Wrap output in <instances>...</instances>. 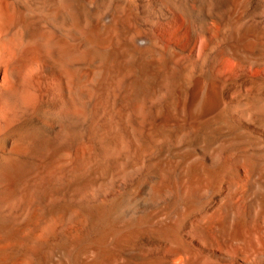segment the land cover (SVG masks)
<instances>
[{
    "label": "bare ground",
    "instance_id": "obj_1",
    "mask_svg": "<svg viewBox=\"0 0 264 264\" xmlns=\"http://www.w3.org/2000/svg\"><path fill=\"white\" fill-rule=\"evenodd\" d=\"M0 264H264V0H0Z\"/></svg>",
    "mask_w": 264,
    "mask_h": 264
}]
</instances>
